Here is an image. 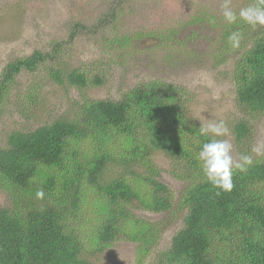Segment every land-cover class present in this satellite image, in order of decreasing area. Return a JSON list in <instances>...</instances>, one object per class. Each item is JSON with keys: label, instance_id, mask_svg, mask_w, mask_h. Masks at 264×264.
Wrapping results in <instances>:
<instances>
[{"label": "trees", "instance_id": "1", "mask_svg": "<svg viewBox=\"0 0 264 264\" xmlns=\"http://www.w3.org/2000/svg\"><path fill=\"white\" fill-rule=\"evenodd\" d=\"M215 27L218 63L235 58L231 80L243 115L231 128L235 153L254 161L234 174L232 190L212 187L201 172L196 156L209 137L186 111L183 86L139 83L119 100L84 102L73 116L10 131L0 142V190L8 202L0 206V264H92L118 241L134 245L133 264H264V156L251 151L254 122L264 118V27L224 18ZM235 31L242 38L233 48L228 37ZM53 58L34 51L8 62L0 107L14 77ZM47 74L63 83L60 70ZM66 80L78 89L89 85L77 70ZM161 156L182 183L176 197L160 180ZM109 167L114 177L106 176ZM139 212L165 217L150 221ZM178 217L181 227L157 252Z\"/></svg>", "mask_w": 264, "mask_h": 264}, {"label": "rangeland", "instance_id": "2", "mask_svg": "<svg viewBox=\"0 0 264 264\" xmlns=\"http://www.w3.org/2000/svg\"><path fill=\"white\" fill-rule=\"evenodd\" d=\"M221 4L222 0H0V77L8 62L34 51L54 55L34 72L14 77L8 100L0 107V142L10 131L73 116L75 108L91 100H119L137 84L155 79L183 86L184 106L196 121L224 120L231 130L243 115L231 80L235 58L224 63L216 59L220 44L215 25L223 21ZM231 4L238 11L250 0ZM49 68L62 72V84L50 80ZM73 70L86 76V88L69 85L66 75ZM95 79L101 83H93ZM228 138L236 156L232 133ZM263 138L261 116L254 122L252 148ZM157 164L160 180L176 197L182 183L172 176L170 162L161 156ZM108 174L116 175L112 167ZM0 206H8L1 190ZM139 214L150 221L165 217ZM180 227L178 217L166 228L157 252L169 245ZM133 254L132 243L118 241L91 263L133 264Z\"/></svg>", "mask_w": 264, "mask_h": 264}, {"label": "clouds", "instance_id": "3", "mask_svg": "<svg viewBox=\"0 0 264 264\" xmlns=\"http://www.w3.org/2000/svg\"><path fill=\"white\" fill-rule=\"evenodd\" d=\"M221 13L228 24L243 22L253 28L264 27V0H253L248 6L241 7L238 11L233 9L231 0H222ZM241 38L242 34L239 31L232 32L228 37L230 46L238 47ZM199 134L209 137L207 142L201 145L196 156L204 178L212 187L223 192H230L234 187V174L247 172L254 162L253 156L233 155V144L228 138L231 130L224 120L200 124ZM251 151L257 157L264 156V142H258ZM36 197L42 199L43 190L37 191Z\"/></svg>", "mask_w": 264, "mask_h": 264}]
</instances>
